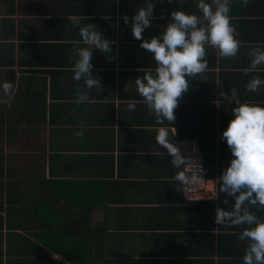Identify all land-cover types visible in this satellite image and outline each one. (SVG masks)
<instances>
[{"label":"crops","instance_id":"1","mask_svg":"<svg viewBox=\"0 0 264 264\" xmlns=\"http://www.w3.org/2000/svg\"><path fill=\"white\" fill-rule=\"evenodd\" d=\"M143 5L144 0H0V84H14L8 93L0 88V264H83L84 241L55 235L68 220L80 228L86 215L92 228L109 235L112 264H226L228 249L240 251L234 259L243 264L244 242L220 243L214 236L203 243L187 236L220 230L235 237L243 227H231L230 234L227 225L209 219L212 209L226 207L224 199L232 202L218 189L231 156L221 133L234 105L219 92L235 87L241 102L264 103V85L246 89L252 76L264 77V64L244 71L252 59L249 49L264 43V0H248L247 6L233 0L230 22L241 41L236 55L221 57L207 47V69L187 78L188 88L177 98L173 142L184 156L180 143L199 134L206 163L203 188L193 195L176 188L177 169L155 141V115L136 90V78L156 67L131 32V18ZM173 10L200 15L197 0H155L142 39L162 32ZM87 24L113 43L108 53L93 50L91 71L101 88L77 103L84 81L72 79V66L76 49L84 46L79 29ZM133 100L136 108L129 110ZM77 130L83 136H75ZM209 245L225 255L212 256Z\"/></svg>","mask_w":264,"mask_h":264},{"label":"clouds","instance_id":"2","mask_svg":"<svg viewBox=\"0 0 264 264\" xmlns=\"http://www.w3.org/2000/svg\"><path fill=\"white\" fill-rule=\"evenodd\" d=\"M154 3L155 0H144V5L137 8L131 18L133 37L140 41L141 48L152 54L156 62L155 71H146L143 77L136 78L135 84L147 110L155 115L158 125L155 141L166 150L172 166L177 169L173 177L178 182L176 188L183 190L198 183L204 170L195 161L196 167L185 171L184 165L192 159L182 156L173 142L176 129L171 122L176 118L174 109L178 104L177 98L187 90V78L195 77L207 69V47L217 49L221 57H231L236 55L241 41L237 38L235 26L230 22L233 0H197L200 15L173 10L170 12L171 21L165 24L162 32L150 39H142V33L151 24ZM240 3L247 6L248 0H240ZM71 19L76 24L80 23L76 17ZM123 20L126 25L129 23L126 14ZM79 36L84 46L76 49L72 79L84 81V88L76 95V102L83 103L89 101L91 90L101 88L99 77L91 71L93 50L108 53L113 42L91 24L80 27ZM249 54L252 59L244 69L245 73L258 71V66L264 64V43H257L250 48ZM107 58L112 60L115 57ZM262 85L264 77L252 76L246 89L255 92ZM0 88L8 93L14 84L4 81ZM219 95L234 105L231 119L221 133V139L226 142L231 156L219 176L218 189L220 193L232 197V202L229 204L224 199L222 203L226 207L215 208L214 222L217 225H246L238 235V239L245 243L243 264H264V219L249 210L250 205L264 208V103L241 102L235 87H230L228 92L221 89ZM127 108L134 110L136 102L130 101ZM83 134L82 130L74 133L77 137Z\"/></svg>","mask_w":264,"mask_h":264},{"label":"trees","instance_id":"3","mask_svg":"<svg viewBox=\"0 0 264 264\" xmlns=\"http://www.w3.org/2000/svg\"><path fill=\"white\" fill-rule=\"evenodd\" d=\"M199 134H193L192 138H190L189 141H196L199 144V149L200 152L202 153V139L200 138V136H198ZM203 154V153H202ZM204 158V169L206 172V167H205V157ZM205 177V176H204ZM195 205H201V204H195ZM252 212H254L257 216H259L261 219H264V208H256L254 210H250ZM209 219H211L212 221H214V216L215 213L213 211V209L211 210V212H209ZM206 218V216L204 217ZM79 224L81 225V229L77 227H75V222H69V220L67 222H65L61 228L59 229V231H57L56 235L57 237H63V238H73V239H82L84 241V249H83V264H112V260H108L107 257H109V250L106 249V245L108 242V236L105 233L104 228L99 229V228H92L91 225V219L89 216H84L81 217L79 219ZM235 228L237 229V225L234 226H228L227 225V233H232L234 231L230 230V228ZM246 227V225H243L242 229ZM241 231V230H240ZM199 235H196L198 233H194L193 235L187 236L189 238V240L191 241H202L203 243H207L210 241H214L211 239L214 236L219 237V239L217 240L218 242L220 241V243L222 241H227V243L232 245H237L239 246L237 243H240V240L236 237H238V235H236L235 237H232L229 234H225L224 232H220V230L218 231L217 235L214 234V232H210L208 235H201V231H198ZM194 237V239L192 237ZM201 236V237H200ZM186 238V237H185ZM227 238V239H226ZM233 241H239L236 244L233 243ZM242 242V241H241ZM207 252H210V254L213 256L215 255V253L219 256L222 257L224 254V249L218 248L215 249L213 246L209 245L207 247ZM236 252L239 253L240 251H236L233 253L232 250L228 249V251H226V254L229 255V260L226 264H238L236 262V260L234 259L236 255ZM182 256H184V254L182 253ZM187 257H189L188 254H186ZM93 257V258H92ZM185 257V256H184ZM220 262V261H219Z\"/></svg>","mask_w":264,"mask_h":264},{"label":"built area","instance_id":"4","mask_svg":"<svg viewBox=\"0 0 264 264\" xmlns=\"http://www.w3.org/2000/svg\"><path fill=\"white\" fill-rule=\"evenodd\" d=\"M180 145L183 147V155L192 159L189 163L184 165V170L187 171L189 168H195L196 162L202 167L203 177L200 178L199 182L191 186V188H187L189 194H197L199 193L205 182V169H204V158L203 154L200 152L199 144L196 141L182 142ZM196 161V162H195Z\"/></svg>","mask_w":264,"mask_h":264},{"label":"bare ground","instance_id":"5","mask_svg":"<svg viewBox=\"0 0 264 264\" xmlns=\"http://www.w3.org/2000/svg\"><path fill=\"white\" fill-rule=\"evenodd\" d=\"M198 198V197H197ZM200 198V197H199Z\"/></svg>","mask_w":264,"mask_h":264}]
</instances>
